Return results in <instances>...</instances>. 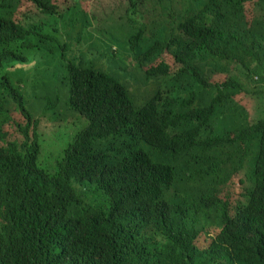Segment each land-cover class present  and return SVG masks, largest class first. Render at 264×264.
<instances>
[{
    "label": "trees",
    "instance_id": "trees-1",
    "mask_svg": "<svg viewBox=\"0 0 264 264\" xmlns=\"http://www.w3.org/2000/svg\"><path fill=\"white\" fill-rule=\"evenodd\" d=\"M20 1L0 0V264H264V0H128L96 15L80 0L64 12L29 0L43 14L32 23L16 18ZM165 2L162 27L138 24L137 14ZM46 15H80L73 24L83 34L97 21V51L114 62L129 52L140 70L163 58L142 82L164 80L137 106L99 57H74L69 105L89 125L53 173L40 165L45 134L9 76L51 42L40 32ZM243 95L257 104L254 122L236 100ZM13 123L20 141L6 130ZM236 178L231 203L222 191ZM212 228L219 233L202 243Z\"/></svg>",
    "mask_w": 264,
    "mask_h": 264
},
{
    "label": "rangeland",
    "instance_id": "rangeland-1",
    "mask_svg": "<svg viewBox=\"0 0 264 264\" xmlns=\"http://www.w3.org/2000/svg\"><path fill=\"white\" fill-rule=\"evenodd\" d=\"M167 1V0H165ZM55 4L61 11H66L69 7L74 6L77 0H54ZM83 8L87 10L91 15H96L104 7H114L115 9L125 10L128 8V0H80ZM20 9L16 18L22 22L32 23L38 18L43 17L41 10L29 0L20 1ZM171 3L165 2L162 4H156L155 6L147 8L144 12L137 14L138 24H146L149 29L155 27H162L166 20V12L170 8ZM167 7V9H166ZM181 8L182 4L175 3L174 9ZM254 4H249L246 7V15L248 21L252 18ZM129 10V9H128ZM263 7L256 11V16L260 15ZM178 11V10H175ZM126 14V13H125ZM133 22L137 21L135 14L131 12ZM81 18L80 15H66V16H50L46 15L44 19L43 30L40 32L42 35L51 37L52 40L46 46H43L37 56V62L28 66H18L16 69L11 70L14 73H9L11 81L15 87L24 93L26 98L27 108L34 115L35 119L39 123L42 133L45 134L41 137L40 145L42 147V155L40 158L41 167L53 173L58 167V162L65 153L70 143L74 141L76 136L86 129L89 125L88 120L72 110L69 105V95L67 92L69 71L67 65L73 61L74 57H83L89 59H95L99 57L96 63L100 68L108 71H114L118 77L122 78L131 89L133 90V98L137 106L145 104L148 99L153 95L154 91L163 84L164 80H151L149 84H145L142 81L146 79V71L153 66H158L159 62H152L147 64L143 70H140L136 66V62L132 55L127 52V48L121 44L118 46V54L123 55L126 62H114L109 59V54L97 51L101 49L104 42L102 35L96 32L98 28V22L95 21L90 25L85 34L80 25H74L73 20ZM129 18V16H127ZM110 19L114 31L119 30L116 18L111 16L105 17ZM162 24V25H161ZM110 23L106 24V29H110ZM132 32V31H131ZM149 36V35H148ZM109 42V41H108ZM71 45L73 49H67V45ZM97 44V47L94 45ZM105 51L108 47L104 44ZM69 51L68 54L66 53ZM72 54V55H71ZM115 53V59L119 60V55ZM72 57H71V56ZM165 56V55H164ZM163 56V57H164ZM167 62H169L173 69H176L174 59L167 55ZM34 61V58H32ZM40 63V69L42 71H35V68ZM22 69L26 70V73H20ZM19 72V73H17ZM206 76L211 78L213 83H220L224 79V75H214L211 71L206 70ZM126 79V80H125ZM20 82L22 84L20 85ZM238 104L246 109V114L251 122L256 120L257 104L255 100L240 96L236 99ZM14 123L23 122V117L16 111L13 113ZM14 123L6 128L7 131L12 133V140H21V135L16 130ZM228 191L234 198L231 203H234L239 195L238 178H236L229 186V184L223 189ZM220 231V230H219ZM219 231L215 228L205 232L200 241L209 243Z\"/></svg>",
    "mask_w": 264,
    "mask_h": 264
}]
</instances>
